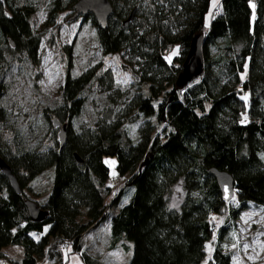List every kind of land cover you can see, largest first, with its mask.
<instances>
[{"label":"trees","instance_id":"obj_1","mask_svg":"<svg viewBox=\"0 0 264 264\" xmlns=\"http://www.w3.org/2000/svg\"><path fill=\"white\" fill-rule=\"evenodd\" d=\"M78 1L47 0L49 19L75 14ZM214 1L109 0L106 28L91 13L79 15L81 26L95 29L102 59L121 53L137 65L140 86L122 88L102 60L92 62L66 76L58 103L33 114L24 109L22 123L11 96L36 79L27 68L40 65L44 35L31 19L43 1L0 0V157L22 189L0 169V259L13 246L24 255L7 264L62 261L70 243L83 263L101 264L83 251L82 239L107 222L111 248L123 243L129 252L132 244L128 264H203L213 238L209 218L227 207L213 168L234 178L240 206L228 210L231 219L250 206L264 209V0ZM196 36H203L204 75L179 88ZM175 46L180 54L169 63ZM65 125L61 145L56 137ZM48 171L46 198L31 199L48 216L34 222L27 192ZM113 173L130 177L114 194L107 184ZM177 187L185 195L172 208ZM225 230L207 264H233L221 245Z\"/></svg>","mask_w":264,"mask_h":264},{"label":"rangeland","instance_id":"obj_2","mask_svg":"<svg viewBox=\"0 0 264 264\" xmlns=\"http://www.w3.org/2000/svg\"><path fill=\"white\" fill-rule=\"evenodd\" d=\"M42 1V4L38 6L39 10L31 19L34 31L42 32L44 35L40 50V65L36 68H27L36 79L28 83L26 87V84L18 85L11 96L14 110L22 109V112L16 110L18 120L22 123L27 122V118L19 117L20 114L24 115V109L28 114H33L37 109L32 108L45 105L52 106L58 103L62 98L61 91L66 76L68 74L80 75L92 62L102 60V71L112 72L113 79L120 87L134 90L140 86L137 65L128 60L126 56L124 57L123 54L119 53L101 58L97 49L95 29L88 25L81 26L83 17L72 21L70 17L74 13L67 10V12L59 13L56 21H51L45 6L47 0ZM217 1H214L213 6L217 4ZM69 47H71V55L66 50ZM176 49H179V47L175 46L167 53L165 58L169 63L173 61V57L180 54L181 50L179 49L173 55ZM245 75H242L244 79L246 78ZM6 134L10 136V133ZM58 134L59 132L57 133V139H59ZM105 161H115V159L108 158ZM109 167L111 172H114V165L109 164ZM112 176L107 184L111 185L112 194H114L127 184L130 177L117 178L115 175ZM50 178V171L44 173L37 182L31 184L33 191L27 192V197L30 200L43 202L47 191L51 187ZM37 194L38 196H36ZM184 195L185 192L180 187L175 188L169 198L170 207H178ZM239 206V200L235 193L232 200L227 202L223 214L210 216L209 222L213 227V238L206 245V260L203 264H207L212 260L215 244L219 238L218 234L222 228H226V230L223 233L221 245L232 256L233 264H264V209L250 206L243 210L236 219H231L228 210ZM110 229L109 224L104 222L93 228L87 235H84L82 239L83 251L101 264H128V260L133 254L132 244L128 243L130 246L129 252L124 249L123 243L111 248ZM245 245H247V248H245ZM209 246L211 247L209 248ZM3 252L6 255V260L11 258L21 260L24 255L22 249L13 247H8ZM62 253V261L49 262L44 258L38 264H79L81 255L73 252L70 243L63 249Z\"/></svg>","mask_w":264,"mask_h":264},{"label":"water","instance_id":"obj_3","mask_svg":"<svg viewBox=\"0 0 264 264\" xmlns=\"http://www.w3.org/2000/svg\"><path fill=\"white\" fill-rule=\"evenodd\" d=\"M75 14L71 17V20H76L79 15H89L90 13L96 18L97 23L100 27L106 28L107 21L112 13L113 7L110 5L109 0H79L75 4ZM135 10L130 14L131 16L124 21L123 27H127L130 22L135 18ZM181 73L177 78V86L184 88L187 85L199 80L204 75V57H203V36H196L190 43V49L186 56ZM56 126H59L56 121ZM66 125L61 128L59 140L61 145L66 142ZM78 163L81 165L83 162L80 161L78 156L76 157ZM0 169L5 177H8L12 188L19 194L22 189L19 187L16 176H14L12 168L6 164V162L0 157ZM210 173L216 179L219 190L222 193L223 201L230 202L235 195V181L232 176L227 172L217 170L213 168ZM26 207L29 212V217L34 222H43L48 216V211L41 209L36 202L26 201Z\"/></svg>","mask_w":264,"mask_h":264},{"label":"crops","instance_id":"obj_4","mask_svg":"<svg viewBox=\"0 0 264 264\" xmlns=\"http://www.w3.org/2000/svg\"><path fill=\"white\" fill-rule=\"evenodd\" d=\"M219 2H221V0H218V1H217V4H218ZM11 247H13V246H10L9 248H11ZM13 248H19V247H13ZM5 249H7V248H5ZM20 249H21V248H20ZM80 259H81V256H80ZM80 259H79V262H78V263H79V264H85V263L82 262V259H81V260H80ZM7 260H8V259H7ZM3 263H5V264L7 263V262H6V259H0V264H3Z\"/></svg>","mask_w":264,"mask_h":264},{"label":"snow or ice","instance_id":"obj_5","mask_svg":"<svg viewBox=\"0 0 264 264\" xmlns=\"http://www.w3.org/2000/svg\"><path fill=\"white\" fill-rule=\"evenodd\" d=\"M253 7H254V5H253ZM179 51V49H176V51L175 52H173V55H175L176 54V52H178ZM118 59V58H117ZM243 78V77H242ZM245 97H242V99H244ZM245 119H247V117H245ZM106 163H109V164H111V165H114L115 164V161H106ZM113 175H115V173H113ZM211 246H209V248H210ZM245 248H247V245H245Z\"/></svg>","mask_w":264,"mask_h":264},{"label":"built area","instance_id":"obj_6","mask_svg":"<svg viewBox=\"0 0 264 264\" xmlns=\"http://www.w3.org/2000/svg\"><path fill=\"white\" fill-rule=\"evenodd\" d=\"M214 12H217V11L214 10ZM67 245H68V244H66V246H67ZM66 246L64 247V249L66 248Z\"/></svg>","mask_w":264,"mask_h":264}]
</instances>
